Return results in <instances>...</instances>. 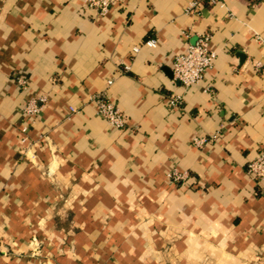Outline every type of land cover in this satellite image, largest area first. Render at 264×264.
<instances>
[{
  "label": "crops",
  "instance_id": "1",
  "mask_svg": "<svg viewBox=\"0 0 264 264\" xmlns=\"http://www.w3.org/2000/svg\"><path fill=\"white\" fill-rule=\"evenodd\" d=\"M189 1L0 0V264H264L245 171L264 149V0ZM205 33L212 66L174 82L173 54Z\"/></svg>",
  "mask_w": 264,
  "mask_h": 264
},
{
  "label": "built area",
  "instance_id": "2",
  "mask_svg": "<svg viewBox=\"0 0 264 264\" xmlns=\"http://www.w3.org/2000/svg\"><path fill=\"white\" fill-rule=\"evenodd\" d=\"M90 6L95 7L100 14L107 12L110 4L113 0H87ZM202 2H206L210 5L220 4L223 0H190L184 11L191 13ZM210 35L205 33L198 37L193 43H186L183 50L176 52L172 56L171 71L172 80L181 84L184 87L197 84L203 77L204 72L209 69L216 57V52L209 45ZM146 46L154 48L157 44L155 38H148L143 42ZM136 51L138 48L135 46L132 48ZM21 84L24 82L22 79H18ZM112 80L107 79V83L110 84ZM43 101V97L38 98ZM96 105V113L103 118L107 124L112 128H123L126 125V118L122 113V110L111 100L106 97L92 96L91 98ZM181 96L171 95L168 97V102L171 106H179L181 103ZM41 109V105L36 102L35 98H32L26 102L23 107V111L30 115L37 114ZM74 110V109H72ZM206 141L203 137L193 138L195 145H201ZM245 171L248 176L253 180L254 184L264 189V149H261L257 154L246 162ZM168 178L174 182H183L186 178L185 172H180L173 168L167 173Z\"/></svg>",
  "mask_w": 264,
  "mask_h": 264
}]
</instances>
